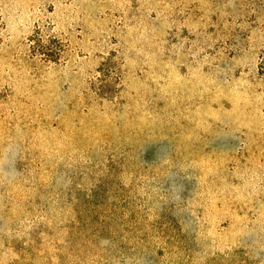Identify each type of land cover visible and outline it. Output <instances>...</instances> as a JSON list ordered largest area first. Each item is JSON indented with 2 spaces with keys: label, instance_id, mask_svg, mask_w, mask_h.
Segmentation results:
<instances>
[{
  "label": "rangeland",
  "instance_id": "rangeland-1",
  "mask_svg": "<svg viewBox=\"0 0 264 264\" xmlns=\"http://www.w3.org/2000/svg\"><path fill=\"white\" fill-rule=\"evenodd\" d=\"M0 264H264V0H0Z\"/></svg>",
  "mask_w": 264,
  "mask_h": 264
}]
</instances>
